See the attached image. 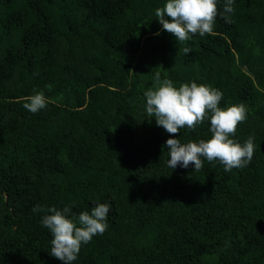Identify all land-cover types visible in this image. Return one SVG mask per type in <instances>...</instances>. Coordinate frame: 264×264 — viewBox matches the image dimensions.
<instances>
[{
  "label": "trees",
  "instance_id": "trees-1",
  "mask_svg": "<svg viewBox=\"0 0 264 264\" xmlns=\"http://www.w3.org/2000/svg\"><path fill=\"white\" fill-rule=\"evenodd\" d=\"M165 3L0 0V264H63L33 208L100 203L108 227L72 264H264V0H233L231 14L217 0L213 34L186 42L155 19ZM156 72L221 91V108L243 103L231 138H254L251 162L168 167L166 140H207L210 120L157 126L144 97ZM35 91L48 103L32 113Z\"/></svg>",
  "mask_w": 264,
  "mask_h": 264
},
{
  "label": "clouds",
  "instance_id": "clouds-1",
  "mask_svg": "<svg viewBox=\"0 0 264 264\" xmlns=\"http://www.w3.org/2000/svg\"><path fill=\"white\" fill-rule=\"evenodd\" d=\"M233 0H226L223 12L233 13ZM217 0H166V3L155 9V19L163 30L174 35L177 41L190 40V34L200 36L213 34L215 19L218 15ZM169 17L165 19V17ZM230 22L229 16H224ZM159 35V33H156ZM191 51L185 47L183 52ZM51 88V85H46ZM222 92L205 84L196 82L181 83L179 87L168 79H161L160 72L154 74L152 88L144 92L146 112L154 117L156 125L167 133L175 135L181 128L195 131L197 125L210 120L211 137L198 142L181 143L178 138H169L165 144L168 148L167 164L171 169L177 165L187 168L194 166L200 171L204 160L209 163L219 161L225 171L246 167L254 155L256 145L254 138L249 136L243 144L231 138L237 126L246 119L247 109L243 103L232 104L225 108L219 106ZM48 100L43 91L26 97L23 107L32 113L47 106ZM203 158V159H202ZM75 205L73 204L72 207ZM110 205L97 204L91 212L82 211L78 216L71 212L69 206L62 210L56 207L47 209L37 205L33 212H46L41 223L52 234L50 254L63 264H72L78 257L82 245L89 243L97 234H103Z\"/></svg>",
  "mask_w": 264,
  "mask_h": 264
}]
</instances>
